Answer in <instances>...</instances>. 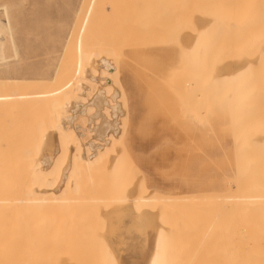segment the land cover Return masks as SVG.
Listing matches in <instances>:
<instances>
[{
    "label": "rangeland",
    "instance_id": "obj_1",
    "mask_svg": "<svg viewBox=\"0 0 264 264\" xmlns=\"http://www.w3.org/2000/svg\"><path fill=\"white\" fill-rule=\"evenodd\" d=\"M80 1L0 0V19H2L4 8L8 14L17 18L18 32L15 34V44L19 49L14 59V57H10L12 51L9 47L6 48V60H10L0 62V79L7 77L8 79L4 81L5 83L8 81L9 85L7 82L6 86L0 88V93H25L26 90L28 92L30 90L40 91V89L43 91L46 90L45 87L49 90L63 83V80L56 77L60 70L59 63L62 59L63 45L68 36L69 39L72 38L70 36L72 32L71 20L74 11L79 8ZM116 1L114 6L118 11L116 9L114 12L108 9L106 13L98 10L93 11L91 21H94L91 23L87 37L91 41L103 43L102 53H107L102 54L98 51L99 57H94L90 64L91 66L96 65L93 67L88 65V67L94 68L98 75L100 65H98L97 60L100 57H105L112 60L110 62L113 64L112 68L117 69L111 80L112 88L121 94L117 100L122 113L118 116V121L116 118L117 124L119 123L117 130L120 128L118 130L119 140L116 139L118 142L112 141L110 146L114 145L112 148H107L105 156L103 155L104 158L102 157L100 161L87 166V168L84 162L77 159L75 152L74 156L73 154L70 155V152L65 155L61 144L66 140L68 142V137L66 140L64 138V141L59 140L57 143L54 140L56 151H60L57 157L59 161L56 160L57 165H61L63 161L67 160L68 162L72 160L75 163V159L80 165L82 164L81 166L79 163L75 165L73 167L75 170L72 168L70 174L73 173V175H68L67 189L58 194L45 193L40 195H44L43 197H40L38 191L36 194L31 191L35 192L34 187L37 186H41V190H49L50 186L56 182L57 177L54 174L46 177L39 173L38 175L37 173H27L28 176L19 173L7 175L0 179V186L2 187V189L0 188V198L11 202V204L8 203L9 205L0 206V264H125L126 259H129L130 264H149L151 256L159 248L160 231L163 232L166 243L167 240H170V252L172 254L168 260L169 264H243V262L246 264V258L247 261H251H248L247 264H257V262L264 264V247L259 249L260 246H264L262 245V242L264 244V220H262L264 218V200L255 201L257 204L253 201L254 198L256 200L258 197H264V176L260 174L264 173L262 172L264 170V127H261L264 124V52L261 53L264 50V0ZM146 2L148 4H145ZM127 8H129L130 14ZM130 8L133 10L130 11ZM225 8L227 9L225 10ZM195 18L198 19V22ZM173 19L175 23L177 22L175 25ZM44 20L49 22L48 29L39 28L33 34L25 31L33 25L38 24L40 26ZM190 22L193 24L192 26ZM235 25L237 28L234 29ZM214 26L215 28H213ZM228 26L231 30L228 29ZM169 28L172 29L169 30ZM203 29L206 30L207 43L205 45L204 42V45L207 47L203 45V48V43H201L199 49L202 48L203 51L199 50L201 52L199 54V66L198 64L191 65L185 55L191 41L188 38H182L187 35L195 36ZM229 31L232 32V36ZM184 33L186 35L182 37ZM44 36H47L52 44L54 43L55 50L50 52V50L44 49L45 51L34 53V48L39 43L36 38L42 40ZM180 37H182L181 40ZM32 38L35 39L34 42ZM209 39H211L210 42ZM25 42L28 44L25 45ZM142 44L144 45L142 46ZM110 53L113 56H110ZM230 57L233 60L236 58L235 62L229 59ZM203 58L204 60H202ZM240 60L239 64L243 62L241 66L246 65L248 68H252V72L249 68L248 75H250L243 93H236L231 88V90L226 91L229 87L227 86L228 88L225 89L223 86L227 84L222 83L220 92L217 91L220 82L216 81L215 76L218 78L217 73H221L218 70L223 65L227 66V63L228 65H231L232 62V64H237ZM214 63L221 67L213 66ZM56 67L57 69H55ZM216 69L217 73L215 72ZM209 70L211 72H207ZM82 77L80 74V78L75 80V87L84 86L83 88H85L88 85L87 79H84L83 75ZM178 79H180V83H178ZM11 80L13 82L18 80L19 87H17L18 85L15 86V83H10ZM22 80L24 81V88L23 85L21 86ZM52 80L54 85L49 84L52 83ZM96 80L99 81V77ZM160 80L163 83L159 82ZM27 82L28 84H26ZM215 82L218 85L215 86ZM97 83L94 84L98 88L94 87V84L92 87L88 86L92 88L91 90L95 88L105 89L102 82ZM207 83H210L209 86ZM179 84L182 90H180ZM204 84L209 88L205 87ZM27 85L31 86L28 87ZM26 86L27 88H25ZM19 88L20 90H18ZM112 88L106 89V92L110 91L108 93H111ZM22 89L26 90L22 91ZM213 90H216L215 93ZM216 92L220 93L219 96ZM92 93L88 92L85 97H76L75 100L81 102L83 99L88 100ZM231 95L232 97H230ZM199 96L201 97L199 98ZM226 97L229 100L228 103ZM230 99L233 101V105ZM224 100L227 104L224 103ZM230 103L231 105H229ZM121 104L123 105L121 106ZM240 105L242 106L240 107ZM36 108L34 111L24 108V105H21V108L11 106L7 113L0 114V123L3 122V125H0V128L2 127L0 136L6 131L4 136L0 138L2 139L0 150L10 152L7 157L21 158L22 151L26 146L30 151L29 157L33 161L38 156L34 162L39 159V152L46 154L49 147L45 140L46 137H41V133L37 134L36 137L31 136L35 132L31 128L30 121L36 115L39 116L47 112L44 104L39 105L38 103ZM232 112L233 114H230ZM88 115L77 117L73 123L74 126L77 125L78 128L88 127ZM14 121H17L16 124ZM5 123H8L7 127ZM8 128L10 130L7 131ZM52 135L54 137L52 139H56L55 136L58 137L56 132ZM88 140L87 136L81 139V146L83 145L81 154H86L84 144ZM252 145L254 146L252 147ZM118 146L120 147L118 148ZM122 148L123 150H121ZM119 151L123 153L120 157L122 163L120 161L119 172L114 173L110 169L111 162L113 157L116 158ZM255 151L257 152L255 153ZM112 152L116 154L114 155ZM108 155L110 158L107 157ZM120 155L121 153L118 154V157ZM71 157L75 158L72 159ZM107 158L110 161V168L106 164ZM258 161L261 162L260 167ZM257 165L260 173L256 171ZM86 169L90 172H85ZM259 175L262 179L258 177ZM248 176L252 177L249 178ZM253 176L256 177V181H254ZM259 178L262 181L261 184ZM47 179L50 181L47 182ZM28 181L29 183H27ZM33 181H37V185L33 184ZM236 181L238 191L236 190ZM44 182L45 184H43ZM248 183H254L256 186L252 184L249 187ZM28 194L32 197H27ZM245 196H247L246 199ZM248 199L252 201L251 204ZM12 200L15 201V204L12 203ZM224 202H226L225 205ZM259 203L261 207L258 205ZM260 217L263 223L260 222ZM244 224L245 226L249 225V228L248 226L245 227ZM252 224L254 227L250 229ZM239 228H242L244 236ZM261 229L263 230L262 236H260ZM202 230L204 231L203 235ZM206 232L208 237L204 236ZM255 233L257 235H254ZM248 235L250 238L252 237L251 240L249 237L244 239ZM204 237H206L205 241H203ZM256 238H259V241L262 240L258 246H256L258 241ZM242 240L247 241V244L243 243ZM201 241L203 244H200ZM238 241L241 243L239 244ZM242 243L244 247L241 246ZM248 248L249 251H247ZM242 250L243 253H241ZM233 254L236 257L232 256ZM240 257H243L244 260Z\"/></svg>",
    "mask_w": 264,
    "mask_h": 264
},
{
    "label": "bare ground",
    "instance_id": "obj_2",
    "mask_svg": "<svg viewBox=\"0 0 264 264\" xmlns=\"http://www.w3.org/2000/svg\"><path fill=\"white\" fill-rule=\"evenodd\" d=\"M116 1V0H115ZM115 1L114 0H81L80 1V5H79V8L77 9V10H75L74 11V13H73V16H72V20H71V30H72V32H71V34L73 35H71L70 34V36L72 37L71 39H69V36H68V38H67V41H66V43L63 45V49H62V59H61V62H60V60L58 61V63L60 64L59 65V73H58V75H57V77L56 78H59L60 80H63V83L62 84H60V86H58V87H56V88H53L52 86V88L53 89H49V90H47V87H45L46 88V90H43V91H41V89H40V91L38 90V91H28V92H26L27 90L26 89H22V91H25V93H17V92H13V93H9V94H5V92L4 93H0V114H3V113H7V110H8V108L9 107H20L21 108V105H24V108H29V109H31V110H34L35 108H36V105L39 103V105L40 104H44L45 106H46V108H47V112L45 113V114H40L39 116L38 115H36L34 118H32V121H30V125H31V128H33V132H35V134L34 133H32L31 134V136L33 135V137H36L37 136V134H40L41 133V137H46V141L48 142H46V141H44V142H46L47 143V145L49 146L48 147V150H47V152H46V154H44V153H40L39 152V154H40V156H39V159L38 160H36V162H34L35 161V159H37V157L34 159V161H33V159H31L30 157H29V153H30V151H29V149H27L28 148V146H26V148L22 151V157L21 158H10V156L9 157H7V155L9 154L10 155V152L9 153H7V151H2V150H0V179L1 178H3L4 176H7V175H12V174H19V173H24V174H27V173H29V174H36L37 173V175H38V173L39 174H42V175H45L46 177L47 176H49V175H52V174H54V175H56V182L55 183H53L52 185H51V183H50V189L49 190H47V191H44L45 189H43V190H41V186H37V187H34V191L35 192H33V190H31L32 191V193H35L36 194V191H38L37 193H38V195L40 196L41 194H45V193H48V194H50V195H54V194H58V193H60L61 191H64L65 189H67V187H68V175H73V173L72 174H70L71 172H72V168L73 167H75V165H77L79 162H78V160L77 159H80V162H84V164H86V168H87V166L89 167L90 165H92V164H95V163H97L98 161H100V159L103 157V155L105 156V153H106V150H107V148H112V146L114 145H112V146H110L111 144V142L112 141H114V142H118V130H120V128H118V130H117V126H118V124H117V121H118V116L119 115H121V113H122V110H121V107H120V105H119V102H118V96L120 97V93H118L119 91L118 90H115V89H113L112 87H113V85H112V80H111V78L114 76V74H115V72L117 71V69H115L114 70V68H112V65L113 64H110V62H112V60H108L107 58H105V57H100V58H98V65H100V67H99V71L100 72H98V75L96 74L97 72H96V70L94 69V68H91V67H93L94 65H96V64H94L93 66H91L90 64L93 62V59H94V57H99L98 56V51H100L101 53H102V50L101 49H103L102 47L104 46L103 45V43H101V42H97V41H91L90 39H88V37H87V34H88V30L90 29V26H91V23L94 21H91V18H92V14H93V11L94 10H98L99 12H102V13H106L107 12V10L109 9L111 12H114V9H116L115 8ZM148 1V0H147ZM190 1V0H189ZM208 1V0H207ZM219 1V0H218ZM223 1V0H222ZM232 1V0H231ZM120 2V1H119ZM129 2H130V0H129ZM134 2H135V0H134ZM140 2V1H139ZM138 2V3H139ZM178 2V1H177ZM180 2H182L181 0H180ZM192 2V1H191ZM195 2V1H194ZM234 2V1H233ZM116 3H117V1H116ZM121 3H122V1H121ZM131 3H133V2H131ZM247 3H248V1H247ZM118 4H120V3H118ZM145 4H148L147 2L145 3ZM150 4V3H149ZM163 4V3H162ZM174 4V3H173ZM244 4H245V2H244ZM262 4V3H261ZM136 5H137V3H136ZM151 5V4H150ZM178 5H180V4H178ZM219 5V4H218ZM237 5V4H236ZM241 5H242V3H241ZM135 6V5H134ZM181 6V5H180ZM179 6V7H180ZM184 6V5H183ZM196 6V5H195ZM203 6V5H202ZM216 6V5H215ZM220 6V5H219ZM235 6V5H234ZM233 6V7H234ZM144 7V6H143ZM149 7V6H148ZM178 7V8H179ZM184 7H186V6H184ZM188 7V6H187ZM186 7V8H187ZM242 7V6H241ZM258 7V6H257ZM123 8V7H122ZM136 8V7H135ZM185 8V9H186ZM215 8V7H214ZM213 8V9H214ZM231 8V7H230ZM237 8V7H236ZM238 8H239V6H238ZM249 8V7H248ZM125 9H126V7H125ZM170 9V8H169ZM227 8H225V10H226ZM240 9V8H239ZM259 9V8H258ZM121 10V9H120ZM129 10V8H127V11ZM133 10V8H130V11H132ZM142 11H143V8L141 9ZM178 10V9H177ZM217 10V9H216ZM243 10V9H242ZM249 10V9H248ZM247 10V11H248ZM116 11H118L117 9H116ZM115 11V12H116ZM127 11H126V13H127ZM167 11V10H166ZM185 11V10H184ZM213 11V10H212ZM223 11V10H222ZM229 11V10H228ZM232 11V10H231ZM239 11V10H238ZM237 11V12H238ZM124 13H125V10L123 11ZM169 12V11H168ZM215 12V11H214ZM233 12H235V10L233 9ZM243 12V11H242ZM251 12V11H250ZM256 12V11H255ZM254 12V13H255ZM120 13V12H119ZM128 13H129V11H128ZM160 13V12H159ZM170 13V12H169ZM228 13V12H227ZM226 13V14H227ZM130 14V13H129ZM129 14H128V17H129ZM166 14H168L167 12H166ZM175 15H176V13H174ZM224 14V13H223ZM228 14H230V13H228ZM245 14H246V12H245ZM251 14H252V12H251ZM127 15V14H126ZM137 15V14H136ZM187 15V14H186ZM231 15H234V14H231ZM230 15V16H231ZM131 16V15H130ZM170 16H171V14H170ZM181 16V15H180ZM127 17V16H126ZM165 17V16H164ZM166 17H167V15H166ZM173 17V16H172ZM175 17H177V16H175ZM195 17H197V16H195ZM228 17V16H227ZM231 17H233V16H231ZM250 17V16H249ZM160 18V17H159ZM169 18V17H168ZM193 18H194V16H193ZM198 18V17H197ZM201 18V17H200ZM234 18V17H233ZM237 18V17H236ZM247 18V20H248V17H246ZM192 19V18H191ZM196 19V18H195ZM199 19V18H198ZM198 19H196L197 20V22H198ZM225 19V18H224ZM245 19V18H244ZM252 19V18H251ZM174 20V19H173ZM228 20V19H227ZM231 20H233V19H231ZM230 20V21H231ZM241 20V19H240ZM171 21H172V19H171ZM193 21H195V20H193ZM192 21V22H193ZM229 21V22H230ZM244 21V20H243ZM96 22V21H95ZM170 22V21H169ZM174 23V25L177 23H175V20L173 21ZM196 21H195V23H197ZM235 22V21H234ZM240 22V21H239ZM242 22V21H241ZM191 23V22H190ZM194 23V24H195ZM206 23V22H205ZM204 23V24H205ZM216 23V22H215ZM236 23V22H235ZM246 23V22H245ZM164 24V23H163ZM170 24V23H169ZM199 25H200V23H198ZM197 24V25H198ZM203 24V25H204ZM214 24V23H213ZM224 24V23H223ZM232 24V23H231ZM244 24V23H243ZM49 25V22L47 23V21L46 20H44V21H42L41 22V25L40 26H38V24L35 26V25H33V26H31L30 28H27L25 31L27 32V33H29V34H33L37 29H39V28H47V26ZM122 25V24H121ZM171 25H172V23H171ZM193 24L191 23V26H192ZM229 25V24H228ZM195 26H196V24H195ZM236 26V25H235ZM49 27V26H48ZM110 27V26H109ZM167 27H168V25H167ZM171 27H173V26H171ZM174 27H176V26H174ZM173 27V28H174ZM194 27V26H193ZM196 27H198V26H196ZM229 27V26H228ZM234 27V26H233ZM240 27H242V26H240ZM258 27V26H257ZM261 27V26H260ZM92 28V27H91ZM203 28V27H202ZM213 28H215V26L213 27ZM212 28V29H213ZM220 28V27H219ZM231 28H232V25H231ZM235 28H237V26L236 27H234V29ZM48 29V28H47ZM110 29H111V27H110ZM124 29V28H123ZM172 28H169V30H171ZM209 29V28H208ZM228 29H230V27L228 28ZM239 29V28H238ZM18 30V25H17V18L14 16V15H12V14H8L7 13V10H6V8H4V13H3V15H2V19H0V62H3V61H5L6 60V58H7V56H5L6 55V48H8L9 47V49L12 51L10 54H11V56L10 57H16L17 56V54H18V51H19V49H18V46L15 44V34L18 32L17 31ZM125 30V29H124ZM146 30V29H145ZM216 30V29H215ZM231 30V29H230ZM264 30V29H263ZM205 31L206 30H204L203 29V31H199V33L196 35L195 34V36H186V37H184V38H182L183 36H185L186 34L184 33V35H182V37H180V40H181V38L182 39H185V38H188V40L189 41H191V42H189V45H190V47L188 48V49H186V52H185V55H186V57L188 58V60L191 62L190 64L191 65H197L198 64V62H199V60H200V58H199V54H201V50L203 51V49L201 48V50L199 49V47H200V45H201V43H203L202 44V46L204 45V42H205V45H206V33H205ZM142 32V31H141ZM148 32V31H147ZM184 32H185V30H184ZM195 32V31H194ZM215 32H217V31H215ZM222 32V31H221ZM229 32H231V31H229ZM241 32V31H240ZM181 34H182V32H180ZM227 33V32H226ZM143 34V33H142ZM213 34V33H212ZM264 34V33H263ZM180 35V34H179ZM224 35V34H223ZM143 36H144V34H143ZM227 36H229V35H227ZM231 36H232V32H231ZM230 36V37H231ZM215 37V36H214ZM102 38H103V36H102ZM212 38V37H211ZM245 38V37H244ZM153 39V38H152ZM36 40H39V43H38V45L34 48V53H39L40 51H45V50H47V51H49L50 50V52L53 50H55V45H54V43L52 44V42H50V39L47 37V36H44L43 37V39L41 40V38H36ZM126 40V39H125ZM205 40V41H204ZM210 40L211 39H209V42H210ZM227 40V39H226ZM32 41L34 42L35 41V39H33L32 38ZM150 41V40H149ZM228 41H229V39H228ZM28 42V41H27ZM145 42V41H144ZM214 42V41H213ZM230 42H232V41H230ZM242 42V41H241ZM28 43H26L25 42V45H27ZM147 44V43H146ZM168 44V43H167ZM211 44V43H210ZM233 44V43H232ZM70 45H72V46H70ZM144 44H142V46H143ZM166 45V44H165ZM204 45V46H205ZM17 46V47H16ZM72 47V48H70V47ZM122 46V45H121ZM204 46H203V48H204ZM205 47H207V46H205ZM211 47V46H210ZM117 48V47H116ZM212 48V47H211ZM45 49V50H44ZM71 49V50H70ZM107 49V48H106ZM127 49V48H126ZM129 49V48H128ZM207 49V48H206ZM122 50V49H121ZM200 50V51H199ZM208 50H209V48H208ZM207 50V51H208ZM111 51V50H110ZM232 51V50H231ZM8 52V51H7ZM112 52V51H111ZM264 52V50H262V52L261 53H263ZM104 53V52H103ZM102 53V54H103ZM204 53V52H203ZM206 53V52H205ZM214 53V52H213ZM224 53V52H223ZM226 53V52H225ZM252 53V52H251ZM13 54V55H12ZM104 54H107V53H104ZM207 54V53H206ZM205 54V55H206ZM240 54V53H239ZM36 55H38V54H36ZM119 55V54H118ZM263 55V54H262ZM110 56H113V55H111V53H110ZM201 56H204V55H201ZM216 56H218V55H216ZM215 56V57H216ZM248 56V55H247ZM15 57H14V59H15ZM60 57V56H59ZM107 57V56H106ZM120 57V56H119ZM214 57V56H213ZM219 57V56H218ZM229 57V56H228ZM236 57V56H235ZM56 58V57H55ZM243 58V57H242ZM241 58V59H242ZM17 59V58H16ZM217 59V58H216ZM216 59H214V60H216ZM228 59V58H227ZM229 59H231L232 61H234L235 62V59L233 60L231 57L229 58ZM245 59V58H244ZM247 59V58H246ZM7 60H10V59H7ZM6 60V61H7ZM50 60V59H49ZM58 60V59H57ZM119 60V59H118ZM202 60H204V58L202 59ZM218 60V59H217ZM239 60V59H238ZM251 60V59H250ZM263 60V59H262ZM54 61H56V59H54ZM186 61V60H185ZM227 61V60H226ZM237 61V60H236ZM95 62V61H94ZM215 62V61H214ZM218 62V61H217ZM216 62V63H217ZM223 62V61H222ZM241 62V60L240 61H238L237 62V64L236 63H234V64H232L231 63V65H228V63H227V66H222V68L220 69V70H218V72L220 71L221 73L219 74V73H217V69L215 70V72L218 74H216L217 76H218V78L215 76V78L217 79L216 81L219 83L220 82V86H218V89H217V91H219L220 92V87L221 86H223L222 84H227L226 86L224 85L223 87L226 89V88H228V89H226V91H228V90H235V92L236 93H240V94H242L243 93V90L246 88L245 86L247 85L246 83L248 82V76L250 75H248V71H249V68L251 69V72H252V68L251 67H249L248 68V66H246V65H244V66H241L242 64H243V62L241 63V64H239ZM254 62H255V60H254ZM132 63V62H131ZM209 63V62H208ZM212 63V62H211ZM260 63V62H259ZM264 63V62H263ZM189 64V63H188ZM221 64V63H220ZM245 64H246V60H245ZM248 64V63H247ZM88 65H90L91 67H88ZM184 65V64H183ZM210 65V64H209ZM57 66H58V64H57ZM198 66H199V64H198ZM206 66V65H205ZM213 66H216V67H221V66H217L215 63H214V65ZM209 67V66H208ZM98 68V67H97ZM194 68V67H193ZM213 68V67H212ZM211 68V69H212ZM264 68V67H263ZM55 69H57V67L55 68ZM89 69V70H88ZM201 70V69H200ZM262 70V69H261ZM183 71H186V70H183ZM189 71V70H188ZM187 72V71H186ZM207 72H211V70H209V71H207ZM197 73V72H196ZM195 73V74H196ZM54 74H55V70H54ZM80 74H81V77H82V75L84 76V79H87V81H88V85H90L91 87L93 86L92 84H94L95 82L97 83V82H99V84H100V82H102L103 83V85H104V87H105V89L103 88H100V89H93V90H91L92 88H90V86H86L85 88H83V87H79L78 88V86H76L75 87V85H74V83H75V80H78V78H80ZM117 74V73H116ZM191 74V73H190ZM256 74V73H255ZM46 75V74H45ZM101 75V76H100ZM197 75V74H196ZM198 75H199V73H198ZM186 76H189V75H186ZM251 76H253V75H251ZM97 77H99V81H97L96 79H97ZM116 77V76H115ZM193 77H194V75H193ZM54 78V77H53ZM55 78V79H56ZM83 78V77H82ZM156 78V77H155ZM185 78V77H184ZM195 78V77H194ZM193 78V79H194ZM201 78V77H200ZM1 79H3V80H1ZM0 79V88H3L4 86H6V83L8 82V81H6V83H5V79H8L7 77H2ZM116 79V78H115ZM187 79V78H186ZM197 79V78H196ZM195 79V80H196ZM260 79V78H259ZM41 80V79H40ZM45 80V79H44ZM54 80V79H53ZM52 80V83H49L50 85H54V81ZM83 80V79H82ZM191 80V79H190ZM198 80V79H197ZM203 80V79H202ZM205 80V79H204ZM253 80V79H252ZM4 81V82H3ZM12 81V80H11ZM33 81V80H32ZM86 81V80H85ZM114 81V80H113ZM117 81V80H116ZM178 83H180V79H178ZM210 81H212V80H210ZM247 81V82H246ZM22 82V84H21V86L23 85V88H24V84H23V80L21 81ZM20 82V83H21ZM34 82H36V81H34ZM61 82V81H60ZM159 82H161V83H163L161 80L159 81ZM182 82H183V80H182ZM185 82V81H184ZM202 82H206V81H202ZM207 82H209V81H207ZM213 82V81H212ZM217 82H215L216 84H215V86L216 85H218L217 84ZM10 83H15V86L16 85H18L17 87H19V83H18V80H17V82H10ZM36 83H38V82H36ZM44 83H46V82H44ZM59 83V82H58ZM177 83V84H178ZM192 83V82H191ZM200 83V82H199ZM222 83V84H221ZM26 84H28V82L26 83ZM41 84V83H40ZM48 84V83H47ZM98 84V83H97ZM194 83H192V85H193ZM210 84V83H209ZM209 84L207 83V85L209 86ZM213 84V83H212ZM8 85H9V82H8ZM43 85V84H42ZM73 85H74V87H73ZM77 85H79V86H81L80 84H77ZM83 85H85V84H83ZM199 85H201V84H199ZM254 85V84H253ZM20 86V87H21ZM28 87L29 86H31V85H27ZM27 86L25 87V88H27ZM34 87H35V85H33ZM38 86H39V84H38ZM117 86V85H116ZM191 86V85H190ZM194 86H195V84H194ZM196 86H197V81H196ZM195 86V87H196ZM204 86H205V84H204ZM203 86V87H204ZM208 86H205V87H208ZM228 86V87H227ZM10 87V86H9ZM37 87V86H36ZM43 87H44V85H43ZM48 87H49V85H48ZM50 87V88H51ZM55 87V86H54ZM94 87H97V85L96 84H94ZM177 87H178V85H177ZM183 87V86H182ZM192 87V86H191ZM190 87V88H191ZM198 87H200V86H198ZM202 87V86H201ZM202 87V88H203ZM212 87V86H211ZM214 87V86H213ZM249 87V86H248ZM13 88H14V84H13ZM31 89L33 88V87H30ZM41 88H42V86H41ZM98 88V87H97ZM110 88H112V90L113 91H111V93H108V92H110V91H108V92H106L107 90L106 89H110ZM114 88H116L115 87V85H114ZM179 88H180V84H179ZM179 88H178V90H179ZM193 88V87H192ZM201 88V89H202ZM209 88V87H208ZM231 88V89H230ZM12 89V88H11ZM16 89V88H15ZM29 89V88H28ZM38 89V88H37ZM216 89V88H215ZM251 89V88H250ZM249 89V90H250ZM9 90V89H8ZM18 90H20V88L18 89ZM17 90V91H18ZM180 90H182L181 88H180ZM193 90H195V89H193ZM203 90V89H202ZM209 90V89H208ZM10 91V90H9ZM11 91H13V90H11ZM204 91V90H203ZM211 91V90H210ZM214 91V90H213ZM216 91V90H215ZM215 91H214V93H215ZM224 91V90H223ZM232 91V92H233ZM21 92V91H20ZM88 92H93L92 94H91V96H90V98H88V100H85V99H83V100H85V101H83L82 100V102L81 101H79V100H75L76 99V97H78V98H81L82 96H84L85 97V95L86 94H88ZM225 92V91H224ZM234 92V93H235ZM242 92V93H241ZM261 92V91H260ZM180 94L182 93L181 91L179 92ZM184 93V92H183ZM210 93V92H209ZM218 92H216V94H217ZM226 93V92H225ZM253 93H256V92H254L253 91ZM120 94V95H119ZM197 94V93H196ZM201 94H202V92H201ZM215 94V95H216ZM219 94L220 93H218L217 95L219 96ZM222 95H223V93H221ZM227 94V93H226ZM213 95V94H212ZM239 95V94H238ZM249 95V94H248ZM244 96V95H243ZM245 96H247V95H245ZM201 96H199V98H200ZM216 97V96H215ZM230 97H232V95L230 96ZM234 97V96H233ZM250 97V96H249ZM83 98V97H82ZM210 98V97H209ZM212 98H213V96H212ZM220 98V97H219ZM227 98V97H226ZM196 99V98H195ZM215 99H217V98H215ZM163 100V99H162ZM198 100V99H197ZM201 100V99H200ZM232 100H233V98H232ZM231 99H230V101H232ZM237 101H238V98L236 99ZM221 101H223L222 100V98H221ZM228 98H227V103H228ZM237 101H235L234 100V102H237ZM240 101V100H239ZM201 102H202V100H201ZM212 102H214V101H212ZM242 102V101H241ZM218 103V102H217ZM220 103V102H219ZM222 103V102H221ZM220 103V104H221ZM224 103H225V100H224ZM227 103H225V104H227ZM239 103V102H238ZM245 103V102H244ZM161 104V103H160ZM215 104V103H214ZM239 104H241V103H239ZM246 104V103H245ZM123 104H121V106H122ZM229 105H231V103L229 104ZM229 105H227V106H229ZM232 105H233V101H232ZM226 106V107H227ZM242 105H240V107H241ZM245 106V105H244ZM243 106V107H244ZM44 107V106H43ZM198 107V106H197ZM215 107V106H214ZM222 107V106H221ZM238 108H239V105L237 106ZM39 108V107H38ZM205 108V107H204ZM217 108V107H216ZM231 108V107H230ZM258 108V107H257ZM37 109V108H36ZM235 109H237L236 107H235ZM256 109V108H255ZM10 110V109H9ZM30 110V111H31ZM41 110H42V107H41ZM213 110V109H212ZM230 110V109H229ZM240 110H242V109H240ZM246 110H247V107H246ZM35 111V110H34ZM203 111V110H202ZM18 112V111H17ZM16 112V113H17ZM29 112V111H28ZM32 112V111H31ZM40 112H42V111H40ZM123 112H125L124 110H123ZM228 112H230V111H228ZM233 112H234V110H233ZM233 112L232 113H230V114H233ZM70 113V114H69ZM203 113V112H202ZM244 113V112H243ZM247 113V112H246ZM38 114V113H37ZM66 114V116H64ZM86 114H89L87 117H89V119H87V120H89V124H88V127H86L85 126V128H78V126L76 125V126H74V121L76 120V118L77 117H81V116H84V115H86ZM124 114H126V112L124 113ZM209 114H210V112H209ZM241 114H242V112H241ZM239 115V114H238ZM250 115V114H249ZM258 115V114H257ZM2 116V115H1ZM23 116H25V115H23ZM205 116V115H204ZM233 116V115H232ZM235 116H236V114H235ZM22 117V116H21ZM86 117V118H87ZM201 117H203V116H201ZM207 117V116H206ZM8 118V117H7ZM116 118H117V121H116ZM231 118V117H230ZM233 118V117H232ZM260 118V117H259ZM2 119H3V117H2ZM10 119H11V117H10ZM203 119H205V118H203ZM207 119V118H206ZM236 119V118H235ZM24 120H26V119H24ZM246 120V119H245ZM254 121V120H253ZM2 122V121H1ZM7 122H8V120H7ZM15 122V121H14ZM13 122V123H14ZM17 122V121H16ZM16 122H15V124H16ZM232 122H233V120H232ZM235 122V121H234ZM239 122V121H238ZM248 122V121H247ZM264 122V121H263ZM9 123V122H8ZM8 123L6 124V127H7V125H8ZM122 123H123V120H122ZM186 123V122H185ZM203 123H204V121H203ZM206 123H207V121H206ZM3 125V122L2 123H0V125ZM121 124V123H120ZM208 124V123H207ZM13 126H14V124H12ZM262 125V124H261ZM27 126H28V124H27ZM74 126V127H73ZM259 126V125H258ZM84 127V126H83ZM120 127V126H119ZM203 127V126H202ZM242 127V126H241ZM261 127H264V124H263V126H261ZM73 129V131H72V129ZM0 129H2V127L0 128ZM5 129V128H4ZM10 129H11V127H10ZM9 128L7 129V131L8 130H10ZM13 129V128H12ZM255 129V128H254ZM28 130V129H27ZM79 130V131H78ZM224 130V129H223ZM236 130V129H235ZM241 130V129H240ZM31 132V131H30ZM54 132H56L57 134H58V137H59V139H58V137L57 136H55L56 137V139H52V137H53V133ZM120 132V131H119ZM224 132V131H223ZM243 132V131H242ZM4 133H6V131L5 132H3L2 134H1V136H4ZM28 133V132H27ZM52 133V134H51ZM121 133V132H120ZM244 133H246V132H244ZM243 133V134H244ZM242 134V135H243ZM120 135V134H119ZM256 135V134H255ZM1 136H0V138H1ZM7 136V135H6ZM23 136V135H22ZM86 136H87V138H89V140L88 141H86V143L84 144V147L86 148V154H81L82 153V146H81V139H83V138H86ZM247 136V135H246ZM262 136V135H261ZM66 137H68L69 138V140H68V142H66L67 140H66ZM122 137V136H121ZM264 137V136H263ZM2 138H4V137H2ZM13 138V137H12ZM54 138V137H53ZM64 138H65V142L63 143V144H61V145H63V150H64V152H65V155L66 154H68V152H70V155H72L73 154V156H74V152H75V154H76V157H77V159H75L76 161H75V163H74V161H72L71 160V158H70V160H71V162H68V160L67 161H63V163H61V165H57L56 164V160H58L59 161V158L57 159V157H58V154H60L58 151H56V143L60 140V141H64ZM252 138H253V136H252ZM251 138V139H252ZM33 139V138H32ZM36 139V138H35ZM116 139H118V140H116ZM1 140L2 139H0V143H1ZM52 140H53V142H52ZM54 140H55V142L56 143H54ZM116 140V141H115ZM122 141V140H121ZM247 141V140H246ZM249 141V140H248ZM70 142H72V143H70ZM261 142V141H260ZM52 143V144H51ZM238 143V142H237ZM255 143V142H254ZM43 145H44V143H43ZM46 145V144H45ZM60 145V144H59ZM263 145V144H262ZM254 145H252V147H253ZM255 146H256V144H255ZM35 148H37L36 146H34ZM40 147H42L41 145H40ZM43 147H45V146H43ZM73 147V148H72ZM82 147V148H81ZM116 147V146H115ZM120 146H118V148H119ZM234 147V146H233ZM251 147V148H252ZM258 147V146H257ZM259 147H260V145H259ZM262 147V146H261ZM72 148V149H71ZM255 148V147H254ZM1 149V148H0ZM4 149H5V147H4ZM7 149V148H6ZM9 149V148H8ZM42 149H44V148H42ZM42 149H40V150H42ZM52 149V150H51ZM113 149H114V147H113ZM112 149V150H113ZM116 149V148H115ZM245 149V148H244ZM243 149V150H244ZM253 149V148H252ZM255 149H257V148H255ZM62 150V151H63ZM84 150V149H83ZM121 150H123V148L121 149ZM234 150V149H233ZM254 150V149H253ZM242 151V150H241ZM249 151V150H248ZM257 151H258V149H257ZM257 151H255V153L257 152ZM259 151H260V149H259ZM263 151V150H262ZM36 152V151H35ZM114 152V151H113ZM112 152V153H113ZM116 153H117V151H115ZM240 152V151H239ZM115 153V154H116ZM121 153V155L118 157V154H120ZM263 153V152H262ZM17 154H19V153H17ZM38 154V155H39ZM114 154V153H113ZM114 154V155H115ZM117 154V156H116V158H114L113 156H111V157H113V159H112V162H111V168L109 167L110 165H109V163H110V161H109V155L107 156V157H109V158H107L106 159V164H108V167L110 168V169H112L113 170V172L114 173H116V172H119V170H118V167H119V164H120V161H121V163H122V160H120V157H122V155H123V153L122 152H120L119 151V153ZM242 154H243V152H242ZM252 154V153H251ZM253 154H254V151H253ZM14 155V154H13ZM32 155H33V153H32ZM239 155V154H238ZM244 155V154H243ZM249 155V154H248ZM260 155L262 156V154L260 153ZM34 156V155H33ZM235 156V155H234ZM252 156V155H251ZM254 156V155H253ZM256 156V155H255ZM263 156H264V154H263ZM66 157V156H65ZM242 157V156H241ZM259 157V156H258ZM68 158V157H67ZM75 158V157H74ZM74 158H72V159H74ZM104 158V157H103ZM124 158H125V156H124ZM124 158H123V160H124ZM235 158V157H234ZM244 160H245V158L244 157H242ZM250 158V157H249ZM241 159V158H240ZM251 159V158H250ZM256 159V158H255ZM255 159H253V160H255ZM258 159V158H257ZM262 159V158H261ZM69 160V161H70ZM235 161H236V159H235ZM243 161V160H242ZM257 161V160H256ZM259 162V163H258ZM257 163H258V165L261 163L260 161H258ZM235 164V163H234ZM264 164V163H263ZM79 165H80V163H79ZM82 165V164H81ZM80 165V166H81ZM236 165V164H235ZM258 165H257V170L256 171H258ZM254 166V165H253ZM261 165H259V167H260ZM82 167H84V166H82ZM93 167V166H92ZM107 167V166H106ZM134 167V166H133ZM79 168H81V167H79ZM235 168H236V166H235ZM252 168V167H251ZM250 168V169H251ZM254 168V167H253ZM255 168V169H256ZM74 169V168H73ZM84 169V168H83ZM89 169V168H88ZM249 169V168H248ZM75 170V169H74ZM85 170V169H84ZM90 170V169H89ZM252 170V169H251ZM254 170V169H253ZM259 170H261V168H259ZM77 171V170H76ZM81 172L83 171V170H80ZM79 172V171H78ZM85 172H90V171H87V169H86V171ZM85 172H84V174H85ZM134 172V171H133ZM259 172V171H258ZM262 172H264V170H262ZM131 174H133L132 172H130ZM252 173H254V172H252ZM260 173V172H259ZM29 174H27V176L29 175ZM137 174V173H136ZM261 174V176H264L262 173H260ZM76 175H78V173L76 172ZM247 175V174H246ZM252 175H254V174H252ZM257 175V174H256ZM53 176V175H52ZM261 176L259 175L258 177H260L261 178ZM20 177V176H19ZM41 177V176H40ZM43 177V176H42ZM249 178L250 177H252V176H248ZM247 177V178H248ZM254 177V176H253ZM28 178V177H27ZM33 178V177H32ZM31 178V179H32ZM34 178H36V177H34ZM37 178H38V176H37ZM256 177H254L253 179H254V181H256V179H255ZM259 178V181H260V184H261V179ZM42 179V178H41ZM236 179V178H235ZM245 179H246V177H245ZM13 180V179H12ZM15 180V179H14ZM19 180V179H18ZM37 180V179H36ZM239 180V179H238ZM251 181H252V179H250ZM8 181V180H7ZM23 181H24V179H23ZM26 181V180H25ZM42 181H43V179H42ZM50 181V180H49ZM48 181V179H47V182H49ZM241 181H243V180H241ZM251 181H249V182H251ZM264 181V180H263ZM41 182V181H40ZM245 182H247L246 180H245ZM9 183V182H8ZM17 183V182H16ZM27 183H29V181L27 182ZM37 181H33V184H36L37 185ZM57 183V184H56ZM259 183V182H258ZM22 184V183H21ZM43 184H45V182L43 183ZM242 184H243V182H242ZM245 184H247V183H245ZM249 185V187L252 185V184H254V183H248ZM256 184H257V182H256ZM12 185V184H11ZM39 185V184H38ZM42 185V184H41ZM46 185H48V184H46ZM235 185H236V190H237V181L235 182ZM244 185V184H243ZM255 185V184H254ZM241 187H242V185H240ZM247 186V187H248ZM256 186V185H255ZM24 187H25V185H24ZM247 187H246V189H247ZM254 187V186H253ZM0 188L2 189V187L0 186ZM32 188H33V186H32ZM45 188H47V187H45ZM252 188V187H251ZM0 189V190H1ZM240 189V188H239ZM248 190V189H247ZM238 191V190H237ZM249 191V190H248ZM1 192V191H0ZM16 193V192H15ZM237 193V192H236ZM235 193V194H236ZM252 194V193H251ZM255 194V193H254ZM26 195V194H25ZM30 194H28V196L27 197H30L29 196ZM33 195V194H32ZM47 195V194H46ZM237 195H238V193H237ZM248 195H249V193H248ZM253 195V194H252ZM258 195V194H257ZM34 196V195H33ZM38 196V197H39ZM44 196V195H43ZM43 196H40V197H43ZM262 196H263V194H262ZM21 197V196H20ZM26 197V196H25ZM32 197V196H31ZM30 197V198H31ZM35 197H37V195H35ZM246 197L247 196H245V199H246ZM248 197H252V196H248ZM254 197V196H253ZM257 197V196H256ZM22 198V197H21ZM236 198V197H235ZM262 197H258V198H256V200H255V198H254V200H253V198H250V200H253L254 202L255 201H258V202H260V201H263L264 200V197L262 198V200H260ZM38 199V198H37ZM232 199V198H231ZM230 199V200H231ZM240 199H241V197H240ZM240 199H238L237 198V200H239L240 201ZM259 199V200H258ZM226 200V199H225ZM229 200V201H230ZM237 200H235L234 199V201H236L237 202ZM249 200V199H248ZM248 201L249 203L251 202L252 203V201ZM20 201H22V200H20ZM195 201V200H194ZM201 201V200H200ZM203 201V200H202ZM208 201H210V200H208ZM214 201V200H213ZM223 201V200H222ZM232 202H233V200H231ZM243 201V199L241 200V202ZM15 202V201H14ZM13 202V200H12V203L13 204H15ZM204 202V201H203ZM227 202V201H226ZM226 202H224V205L226 204ZM245 202H247V201H245ZM8 203H10L11 204V202L9 201V200H7V199H3V198H0V206H4V204H8ZM17 203H19V202H17ZM237 203H239V202H237ZM236 203V204H237ZM250 203V204H251ZM256 203V202H255ZM254 203V204H255ZM12 204V205H13ZM235 204V203H234ZM257 204V203H256ZM263 204V203H262ZM9 205V204H8ZM223 205V206H224ZM253 205V204H252ZM259 206H260V203L258 204ZM264 205V204H263ZM263 205H262V207H263ZM237 206V205H236ZM12 207V206H11ZM261 207V206H260ZM223 209V208H222ZM235 209H236V207H235ZM258 209V208H257ZM258 211V210H257ZM236 212V211H235ZM259 213V212H258ZM1 214V213H0ZM4 214V213H3ZM253 214V213H252ZM255 214V213H254ZM259 214H261V213H259ZM262 214H263V212H262ZM114 215V214H113ZM264 215V214H263ZM110 216V215H109ZM236 216V215H235ZM240 216V215H239ZM259 216V215H258ZM230 217V216H229ZM233 217V216H232ZM255 217V216H254ZM262 217V216H261ZM261 217H260V220H261ZM247 218V217H246ZM246 218H244V219H246ZM250 218V217H249ZM232 219V218H231ZM236 220H237V218H236ZM251 220V219H250ZM249 220V222H251ZM262 220H264V218H262ZM262 220L260 221L261 223H263L262 222ZM257 221H258V219H257ZM257 221H256V224H257ZM214 222V221H213ZM243 222L245 223V220H243ZM253 222V221H252ZM231 223V222H230ZM246 223H248V222H246ZM255 223V222H254ZM232 224V223H231ZM237 224V223H236ZM239 224H240V222H239ZM264 224V223H263ZM242 225V224H241ZM255 225V224H254ZM211 226H212V223H211ZM237 226H239V225H237ZM243 226V225H242ZM241 226V227H242ZM244 226H245V224H244ZM248 226V228H249V225H246L245 227H247ZM264 226V225H263ZM252 227H254L253 226V224H252V226H251V228L250 229H252ZM257 228H258V226H256ZM260 227V226H259ZM237 228V227H236ZM243 228V227H242ZM242 228H239L240 230L242 229ZM247 228V229H248ZM261 228H262V226H261ZM201 229H204V228H202L201 227ZM238 229V228H237ZM246 229V230H247ZM259 229V228H258ZM210 230V229H209ZM239 230V231H240ZM262 230V229H261ZM261 230H259V231H261ZM208 231V230H207ZM242 231V230H241ZM249 231V230H248ZM170 232V231H169ZM201 232H203L202 233V235L204 234V231L202 230ZM236 232V231H235ZM237 233V232H236ZM239 233V232H238ZM244 233H247V232H244ZM249 233V232H248ZM262 233H263V230H262V232H261V234H260V232H259V234H260V236H262ZM206 235H204V236H207L208 235V233L206 232L205 233ZM210 234V233H209ZM242 234H243V231H242ZM241 234V235H242ZM250 234V233H249ZM230 235V234H229ZM254 235H257L256 233L254 234ZM243 236H244V234H243ZM252 236V235H251ZM208 237V236H207ZM246 238H244V239H248L247 237H249V235L248 236H245ZM205 238L206 237H204V239H203V241H205ZM237 238H240V237H237ZM242 238V237H241ZM250 238V237H249ZM252 238V237H251ZM251 238H250V240H251ZM257 239V238H256ZM259 239V238H258ZM257 239V240H258ZM260 239H262L261 237H260ZM259 239V240H260ZM239 240V239H238ZM256 240V241H257ZM257 241L256 243H257V245L256 246H258L259 244H260V242L262 241ZM203 241H201L200 242V244H203ZM243 241V243H246L244 240H242ZM236 242H237V240H236ZM251 242V241H250ZM238 243H239V241H238ZM241 243V242H240ZM239 243V244H240ZM242 243V244H243ZM249 243V242H248ZM253 243V242H252ZM237 244V243H236ZM247 244V243H246ZM255 244V243H254ZM251 245V244H250ZM262 245H264L263 244V242H262ZM227 246H229V245H227ZM241 246H243L244 247V244L243 245H241ZM253 246V245H252ZM242 247V248H243ZM246 247H248V246H246ZM264 246H260L259 247V249L261 248H263ZM254 248V247H253ZM258 248V247H257ZM257 248H255V251H257L256 249ZM227 249H228V247H227ZM258 249V250H259ZM198 250V249H197ZM205 250V249H204ZM230 250V249H229ZM245 250V249H244ZM250 249L248 248V250L247 251H249ZM171 244H170V240H167V243H166V241L164 240V234H163V232L162 231H160L159 232V248H158V250L151 256V258H150V261H149V264H169V262H168V260H170V256H171ZM237 251H239V250H237ZM252 251V250H251ZM203 252V251H202ZM253 252V251H252ZM208 253V252H207ZM207 253H203V254H207ZM210 253V252H209ZM237 253H239V252H237ZM241 253H243V250H242V252ZM257 253V252H256ZM195 254H196V252H195ZM211 254V253H210ZM232 254V253H231ZM236 254V253H235ZM235 254H233L232 256H234ZM240 254V253H239ZM250 254V253H249ZM249 254H246V255H249ZM255 254V253H254ZM194 255V254H193ZM243 255V254H242ZM251 255H252V253H251ZM195 256V255H194ZM204 256V255H203ZM239 256V255H238ZM244 256V255H243ZM254 256H256V255H254ZM257 256H259L258 254H257ZM256 256V257H257ZM264 256V255H263ZM234 257H236V256H234ZM251 257V256H250ZM249 257V259H251ZM233 258V257H232ZM240 258H243V257H240ZM247 259V258H246ZM245 259V261H246V264H247V262L248 261H250V260H246ZM254 259V258H253ZM259 259H260V256H259ZM242 260H244V258L242 259ZM256 260H258V259H256ZM253 261V260H252ZM251 262V261H250ZM254 263V262H253ZM256 263V262H255ZM259 263H261V262H257V264H259ZM263 263V262H262ZM261 263V264H262ZM237 264V263H236ZM243 264H245L244 262H243ZM250 264V263H249Z\"/></svg>",
    "mask_w": 264,
    "mask_h": 264
},
{
    "label": "crops",
    "instance_id": "obj_3",
    "mask_svg": "<svg viewBox=\"0 0 264 264\" xmlns=\"http://www.w3.org/2000/svg\"><path fill=\"white\" fill-rule=\"evenodd\" d=\"M124 259H125V258H124ZM125 264H130V263H129V259H128V260H127V259L125 260Z\"/></svg>",
    "mask_w": 264,
    "mask_h": 264
}]
</instances>
